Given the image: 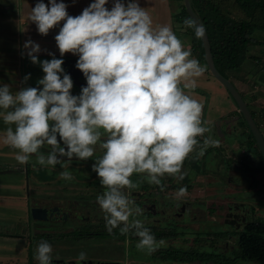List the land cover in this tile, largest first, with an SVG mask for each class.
I'll return each instance as SVG.
<instances>
[{
  "label": "clouds",
  "instance_id": "obj_1",
  "mask_svg": "<svg viewBox=\"0 0 264 264\" xmlns=\"http://www.w3.org/2000/svg\"><path fill=\"white\" fill-rule=\"evenodd\" d=\"M111 2L109 9V0H92L76 16L69 14L64 0H37L30 7L28 20L40 34L47 35L63 21L55 36L60 55L78 56L75 67L87 86L74 95L64 60L49 53L52 59L41 61V45L25 41L27 56L45 75L37 81L42 87H23L15 93L9 84H0V119L7 125L0 143L16 149L22 165L33 156L42 167L61 164L59 176L65 180L73 179L68 170L73 158L87 160L97 148L102 150L92 168L105 187L97 203L106 230L133 233L139 238L137 249L151 254L165 242L134 218L142 209L125 191L137 187L131 176L144 174L156 185L165 175L182 179L184 161L191 154L202 157L220 142L205 135L211 129L202 119L203 106L189 94L205 68L169 25L154 26L139 0ZM183 23L197 38L204 36V27L192 18ZM45 146L47 153L41 151ZM186 191L179 188L177 197ZM35 259L54 264L53 246L47 240L37 245ZM86 261L83 251L75 258V264Z\"/></svg>",
  "mask_w": 264,
  "mask_h": 264
},
{
  "label": "flooded vegetation",
  "instance_id": "obj_2",
  "mask_svg": "<svg viewBox=\"0 0 264 264\" xmlns=\"http://www.w3.org/2000/svg\"><path fill=\"white\" fill-rule=\"evenodd\" d=\"M35 87L42 86L37 84ZM71 91L74 95H78L81 89L73 85ZM246 126L245 124V128ZM41 151L47 153V146L42 148ZM100 151L102 152V150ZM95 155L101 156L102 154L98 151V154ZM94 159L80 160L73 158L68 164V170L73 174L72 180L60 178L59 173L64 170L61 164H57L50 169L37 164L35 156H33L29 163L23 165L15 159L16 161L12 163L15 166V170L24 173L27 182L25 194L27 196V221L21 223L22 232L29 230L50 234L51 232L66 231L74 232L80 238L82 237L81 234L85 233L86 236H93L86 239H78L77 241L95 240L103 242L105 240H112L115 241L117 246H121L120 242L125 241L127 238L138 242L139 238L131 232L121 234L119 229H114L112 233L106 230L104 213L98 205L97 200L93 201V199H97V196L92 197V195H87L88 193L86 194V192L78 193L79 196L76 198L69 196L74 186H68V183L74 184L75 187L82 186L88 188L90 186L91 188L95 186V189L99 188L101 190L100 195L103 194L105 187L101 185L100 178L92 168L93 163H95ZM200 162L199 157L196 163L191 162L193 164L192 168H186L183 165L182 172H191L192 170L193 177L192 175H185L180 179L165 175L161 178L159 185L148 183L144 174L134 173L131 176L132 181L134 180L133 182L137 187L131 190L125 189V191L127 193L130 192L129 194L132 195L131 199L142 209V213L134 218L142 220L157 240L162 239L165 242L156 251L147 254L149 255L147 256L148 260L141 258L132 264L253 263L252 260H246L239 256L241 233L252 224H264V213H262V211L264 212V196L259 195V193L263 194V192H260V187L254 188V184L252 186V179L255 178L253 171H245L247 177L252 181H249L248 178L246 179L244 174L240 180L237 176L232 177L231 173L234 171L235 175H237L241 167L235 166L233 168V166H228V163H225V166L221 164L218 169L221 172L218 175L219 183L241 186L242 191L235 193V195L227 191L223 194L219 193L220 191L193 192L191 191V189H194L192 186L199 179V175L196 176V174L202 173ZM251 165L253 166L252 162ZM205 167L209 169L207 164H205ZM45 171L51 172L53 177H45ZM226 171L230 172V174ZM31 183H33V189L39 190L36 192L40 195L31 192ZM49 183L59 186L56 194L52 195V193L49 194V192L42 191ZM181 187H186L187 191L183 196L177 197V192ZM60 188L61 191H64V193L68 192V194L65 195L63 193L62 195V193H59ZM210 196L213 199H221L220 208H213L212 205H209L207 197ZM33 208L43 211L38 213L40 215L39 218L33 216ZM261 209L262 211H260ZM201 212H207L211 217H207L204 214L199 216ZM10 226L13 227L12 224ZM191 229L194 232L192 236H190ZM32 237L37 238V236ZM177 239L180 241L178 244L175 243ZM57 240L62 241L63 239L57 238ZM32 241H35V239H32ZM174 249L179 251L177 253L178 256H176L177 258H173ZM191 254L195 258L188 259ZM56 260L61 261L57 262ZM89 260H92V262H89ZM98 261L102 260L91 258L87 259L83 264H97ZM116 261L121 260L116 259ZM124 263L127 264L126 262ZM54 264H75V259L54 258Z\"/></svg>",
  "mask_w": 264,
  "mask_h": 264
},
{
  "label": "rangeland",
  "instance_id": "obj_3",
  "mask_svg": "<svg viewBox=\"0 0 264 264\" xmlns=\"http://www.w3.org/2000/svg\"><path fill=\"white\" fill-rule=\"evenodd\" d=\"M2 3H0V10L7 6L8 0H1ZM234 1H232L233 3ZM231 3V4H232ZM182 4H184V0H180L179 2L174 3V11L177 13L181 10ZM234 4V3H233ZM237 3H235L236 5ZM15 9V7H13ZM14 11H11V14L13 15ZM2 21V28H0V31H2L3 34L8 33L13 37V33L15 32L16 29V24L15 22H12L8 19H1L0 22ZM4 22V23H3ZM11 24V25H10ZM9 25L11 26L9 30H5V27ZM14 30V31H11ZM175 30L178 33H187V27L182 24L179 20L175 21ZM19 32V28H18ZM257 36V40L259 41L258 43H253L252 45V50L255 52L253 55L257 56V61L255 59H252L249 57V59L246 61L245 65H242V71L246 72V70H253L251 73V77L255 78L256 80L259 81L261 77L264 78V31L263 30H257L255 34ZM16 36V35H15ZM14 36V37H15ZM182 36L179 34L178 38L181 40ZM189 41L192 45V37L189 34ZM186 42H188V39L186 38ZM251 64V66H248ZM206 66V75H209V78L211 77L212 73L210 72L207 64ZM22 74H24L22 72ZM255 74V75H254ZM13 75V74H12ZM246 75V74H245ZM243 75V76H245ZM213 76V75H212ZM252 80V79H250ZM257 83V82H256ZM252 91L256 92L255 85H252L253 82L249 83ZM260 88L264 87V82L260 80ZM224 89V85H222ZM256 95V94H255ZM246 97V96H245ZM260 97V96H259ZM218 99L221 101V104L224 103L225 106V101L223 98L220 96L214 98ZM256 100V99H255ZM263 105V103H261ZM251 107V106H250ZM252 108V107H251ZM227 123V127H224L223 132L227 133L230 131H233L235 127L233 126V123L231 124V121H225ZM238 129V128H237ZM240 131H246L248 132V127H241ZM227 138V137H226ZM215 139V138H214ZM218 140V138H216ZM226 140L230 141L232 140L231 137L229 136ZM220 142V141H219ZM247 138H246V146H247ZM229 145V144H228ZM230 146V145H229ZM208 148H214L216 153L213 151V153L210 155L211 157H217L221 158L218 160L217 163L213 162H208L206 160V163H204V160H202V163L200 162V166H202V170L204 169L205 165L207 164L209 166V170L212 169L214 170L213 173L209 174V170L206 171V175H199V179H197L196 183L193 184L191 191L193 192H198V191H220L219 193L223 194L225 191L231 193L232 195H235V193H240L242 191L241 186H236L235 184L232 185H226L219 183V174L221 172L218 170L220 165L223 164L225 166V163H228V166H235L242 167L244 162L246 163L245 166L242 168H239V172L237 175H235V172L233 171L231 175L239 177L238 179L241 180L242 175L244 174L247 177V173L245 171L248 170H257V166L252 167L251 162L254 165H258L259 158L253 159L254 155L250 153L249 151H244L243 154L242 152H235L233 149L229 148L228 146H225L222 142L219 143L217 146H210ZM244 148V147H243ZM229 149V150H228ZM100 154H103L99 148H97ZM98 151L95 154H98ZM207 151V150H206ZM10 152V151H8ZM44 152V151H43ZM11 153V152H10ZM237 153H241L239 156H237ZM241 155L243 156L242 161H239ZM194 156V154H193ZM99 157V155H95L93 157L96 158ZM192 158V157H191ZM190 158V159H191ZM91 159V158H89ZM88 159V160H89ZM208 159V158H207ZM95 160V159H94ZM14 162V159L12 158V153L8 155L6 151H2L0 149V171L5 170V169H12L8 168V166L12 167V163ZM197 162V158L194 156L190 161H184V166L186 168H192L191 166L193 165L192 163ZM4 163H8V166ZM212 163V164H211ZM260 164L264 165V159L260 158ZM219 165V166H218ZM242 165V166H241ZM206 168V167H205ZM221 169V168H220ZM231 170H234L232 168H229ZM237 169V168H236ZM58 171H61L60 169H57ZM223 170V168H222ZM227 170V168H226ZM228 171V170H227ZM226 171V172H227ZM192 172V170H191ZM194 172V171H193ZM225 172V175H226ZM254 172V171H253ZM262 172V174H261ZM45 177H50L52 178L51 172L45 171ZM230 174V172H227ZM199 173L196 174V176ZM96 175V174H94ZM253 175H256V183L252 181V186L254 184L255 187H260V192H263V194L259 193V195L264 196V172H254ZM218 176V177H216ZM260 176V177H259ZM263 176V178H261ZM259 177V178H258ZM81 178V177H80ZM134 181V180H133ZM33 183L30 184V189L33 194H38L32 187ZM68 186L72 185L71 187L74 186V189L69 193V196L72 198H76L79 196L78 193H85L87 195H92V197H96L100 195L101 190L95 189V186L91 187H75L74 184L68 183ZM26 175L24 173H20L18 171L13 172V173H0V264H30V261L33 262V264H39L38 260L35 259V253L37 249V245L42 241V240H47L52 246H53V257L54 258H64L66 260L69 259H75L78 254L83 251L87 254V259H99L102 261L106 260H121L126 262L127 264H132L134 261H137L141 258L147 259L148 253L146 251H141L137 249L136 244L137 242L134 239L127 238L125 241L120 242L121 246H117L115 241L112 240H105L103 242L100 241H77L78 239H86L92 237L93 235H88L86 236L85 233L83 235L81 234V238L78 237V234H75L74 232H66V231H58V232H51L50 234L41 233V232H32L29 230H24L22 232L21 227H22V222L27 221V211H26V199L27 196L26 194ZM227 186V187H226ZM59 186L57 184H52L49 183L47 184L46 188L42 189V191H45L46 193L49 192V194L52 193V195L57 193V189ZM209 187V188H208ZM211 187V188H210ZM224 187V188H223ZM59 193H64V191H58ZM127 193V192H126ZM130 193V192H128ZM65 195L68 194V192L64 193ZM40 195V194H38ZM254 196V195H253ZM258 197V196H257ZM130 198H132V195H130ZM209 200V205H212L213 208H220V202L221 199L215 198L213 199L212 196L207 197ZM97 199H93V201H96ZM264 204V203H263ZM262 211V209L260 210ZM262 213H264L262 211ZM201 214L206 215L207 217H211V215H208L207 212H201ZM13 225L11 227L10 225ZM75 224V223H74ZM194 225V224H192ZM198 226V225H197ZM194 228L198 229L197 227L193 226ZM193 229V228H192ZM192 229L190 231V236H192ZM207 230V228L205 227ZM71 230V228H70ZM68 231V230H67ZM203 231H205L203 229ZM32 236H37V238L32 237ZM62 237V238H60ZM72 237V239H71ZM63 239L61 240H57ZM32 239H35V241H32ZM71 239V240H70ZM175 243H180L178 239L175 241Z\"/></svg>",
  "mask_w": 264,
  "mask_h": 264
},
{
  "label": "crops",
  "instance_id": "obj_4",
  "mask_svg": "<svg viewBox=\"0 0 264 264\" xmlns=\"http://www.w3.org/2000/svg\"><path fill=\"white\" fill-rule=\"evenodd\" d=\"M179 1L180 0H139V3L142 7H145L146 11H148L151 15L154 26L167 24L173 29L177 37L180 34L182 36L181 42L183 43L185 48H187L191 52L192 57L196 58L200 62L201 66L206 69L205 63L199 60L197 54H195L192 49V45L189 41V34L187 35V33L185 32L177 33L175 30L176 12L174 11V3ZM44 2L48 3V0H44ZM64 2L68 5L67 11L69 12V14L76 16L79 15L82 10L92 2V0H64ZM0 3H2L1 0ZM36 3L37 0H8L7 6L3 7L0 10V20H9L10 16V20L12 22H15L16 24V29L13 33V37L8 33L3 34L2 31H0V84H9L11 90L14 93L19 88L29 86L35 87L38 84L37 81L45 75L41 65L38 63H33L27 56V50L23 48L25 41L31 39L41 45L42 51L38 54V57L41 61L44 59H52V56L49 55V53H54L56 58L62 59L68 57H78L77 55H74L72 53H65L63 57H61L60 55L58 46L55 41V36L59 32V28L60 26H62L63 21L60 22V26L50 29L47 35H43L38 32L36 24L28 20L30 7H34ZM13 7H15V9ZM106 7L111 9V0H109V3L106 5ZM14 10L15 12L12 15L11 11ZM10 25L9 27L6 26L5 30H9L11 27ZM0 28H2V21L0 22ZM186 38L188 39V42H186ZM22 53L24 54L22 55ZM253 53L255 52L252 50L251 46L250 54L253 55ZM252 59H255V61H257V56L254 55ZM246 61L243 65L246 64ZM248 66H251V64H249ZM241 68L231 72L230 80L237 86L242 95L244 97L246 96L245 100L251 111H254L255 120L257 121L264 135V87L260 88V80L264 82V78L261 77L258 81L255 78L251 77V73L253 72V70H251V72H249V70H246V72H244ZM22 72L24 74H22ZM29 73L31 74V76L28 80L25 81L24 77ZM250 82H253L252 85H255L256 92L252 91V88L249 84ZM189 94L196 98L203 106L202 119L204 121H207V126L211 129L210 133H205L206 136L211 135L215 139L218 138L220 142H222L225 146L233 149L235 152H242L243 154L244 151H251L250 153L254 155L253 159L259 158L258 165H254L252 163V167H263V165L260 164V155L254 153L253 150L249 148L248 144L247 146L245 145L246 138L248 141V139L250 140V137L248 132L240 131L241 127H245V119L238 113L239 107L236 101L233 99V97L225 87L223 89L222 84L214 76L211 75V77L209 78V75H206L205 70L203 75L198 78L197 86L195 87V89H192ZM215 96H220L224 100H228L225 101V106L224 103L221 104L220 100H214ZM261 103H263V105ZM225 121H231V124L233 123L235 129L227 133L223 132L224 127H227V123H225ZM6 127L7 125H5L3 120L0 119V133H2ZM229 136L232 139L230 141L226 140ZM200 143H203V137L200 138ZM0 149L2 151H6L8 155L12 153V158L14 159V162L16 161V149H13L3 143H0ZM8 151H10L11 153ZM213 151H215L214 148H207L204 156L200 157L201 162L203 159L205 160L204 163H206V160L208 162L210 161L213 163H217L221 158H218L219 156L211 157L210 155L214 154ZM193 154L195 156V153ZM193 154H191L186 159V161H190L194 157ZM240 154L241 153H237L236 155L239 156ZM242 160L244 159L241 155L239 161ZM4 164L8 166V163ZM14 167V164H12V167L8 166V168L12 169H15ZM205 170L209 169H206L204 167L202 173L199 172L198 175H206L207 173ZM187 171L189 170L187 169ZM261 171L264 172V169H262ZM211 173H213V171L210 169L209 174ZM185 175H192L193 177L194 174L192 172L185 171L183 176ZM253 176L256 177V175Z\"/></svg>",
  "mask_w": 264,
  "mask_h": 264
},
{
  "label": "trees",
  "instance_id": "obj_5",
  "mask_svg": "<svg viewBox=\"0 0 264 264\" xmlns=\"http://www.w3.org/2000/svg\"><path fill=\"white\" fill-rule=\"evenodd\" d=\"M191 3L207 29L217 69L230 79L232 71L241 68L249 57H254L250 54V48L253 43L259 42L257 36L254 35L255 32L264 31V0H191ZM187 18L191 16L185 4H182L180 12L176 13V20L184 24L183 21ZM187 32L192 37L194 53L200 61L207 64L202 38L195 36L193 28L187 27ZM251 112L254 116V111ZM238 113L242 116L240 111ZM244 123L248 127L250 140L248 139L247 144L249 148L264 159L252 131L247 122ZM243 164L246 165L245 162ZM262 169L264 165L253 171L260 172ZM253 181L257 182L255 178ZM177 253L179 251L174 249L173 258H177ZM239 256L252 260V264H264V224H252L241 233ZM193 258H195L193 254L188 257V259ZM30 264L33 262L30 261Z\"/></svg>",
  "mask_w": 264,
  "mask_h": 264
},
{
  "label": "water",
  "instance_id": "obj_6",
  "mask_svg": "<svg viewBox=\"0 0 264 264\" xmlns=\"http://www.w3.org/2000/svg\"><path fill=\"white\" fill-rule=\"evenodd\" d=\"M185 7L190 14L191 18L196 22L198 25H202L205 29L204 36L202 37L203 45L205 49V60L207 63V66L212 73V75L222 84L225 86V88L229 91V93L232 95L234 100L236 101L239 111L242 113V116L244 117L245 121L247 122L250 130L252 131L256 144L259 147L263 157H264V135L259 128L251 109L249 108L244 96L239 91L237 86L227 77H225L221 72L217 69L213 54H212V47L209 40V36L207 33V29L199 17V15L195 12V10L192 7L191 0H184ZM78 57H68L64 58V64L62 67L66 70L67 73H69L73 79V85L77 86L79 89L82 88V86H87L86 78L84 77L81 70L75 67ZM15 169H5L0 171V173H13L16 172ZM39 212H43L40 209L33 208V216L35 218H39ZM57 262L61 260H56ZM89 262H92V260H89ZM97 264H125L122 261H116V260H106V261H98ZM144 264V263H142Z\"/></svg>",
  "mask_w": 264,
  "mask_h": 264
}]
</instances>
